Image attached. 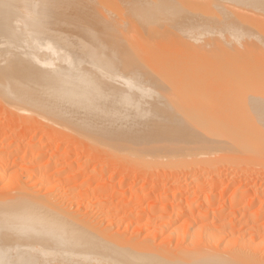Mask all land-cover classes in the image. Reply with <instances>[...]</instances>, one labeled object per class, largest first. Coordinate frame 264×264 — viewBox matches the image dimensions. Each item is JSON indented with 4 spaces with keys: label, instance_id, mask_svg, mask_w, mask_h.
Masks as SVG:
<instances>
[{
    "label": "bare ground",
    "instance_id": "1",
    "mask_svg": "<svg viewBox=\"0 0 264 264\" xmlns=\"http://www.w3.org/2000/svg\"><path fill=\"white\" fill-rule=\"evenodd\" d=\"M259 96L264 0H0V264H264Z\"/></svg>",
    "mask_w": 264,
    "mask_h": 264
},
{
    "label": "rangeland",
    "instance_id": "2",
    "mask_svg": "<svg viewBox=\"0 0 264 264\" xmlns=\"http://www.w3.org/2000/svg\"><path fill=\"white\" fill-rule=\"evenodd\" d=\"M260 98H254V97H233V98H221V100L219 101L221 104H223V103H225V102H228V101H233V102H242V103H250V102H253L254 103V105L253 106H251V107H247V109H249V110H253V109H259V110H263L264 111V96H259ZM254 98V99H253ZM256 101H258V103L256 102ZM260 101V102H259ZM83 148H85L86 149V147H83ZM81 149V150H80ZM79 150H78V154L76 153V154H74L73 156H70L71 157V160H75L76 158H77V156L79 155V153H80V157H81V154L82 153H86V151L88 150H85V149H82V148H80ZM85 151V152H84ZM82 152V153H81ZM76 157V158H75ZM93 169L94 170H96V164H92V166H91V170L93 171ZM90 170V171H91ZM106 176H107V174H106ZM236 183L238 184V182L236 181L235 182V184H233V186L230 188V191H232L233 189H234V187H236ZM142 183H140L139 182V185L138 186H140ZM225 196H223L221 199H220V201H219V203L221 202V203H223L222 202V200L223 201H226L227 199H228V197L226 196L225 198H224ZM249 197H251V196H248L246 199H249ZM244 202L246 203V200H244V201H242V204L244 205ZM148 203V202H147ZM147 205V204H146ZM257 207V208H256ZM256 207H253V208H256V209H258V206H256ZM255 209V210H256ZM253 211V210H252ZM238 214H234L232 217L233 218H236V216H237ZM242 218L241 216H238L237 218Z\"/></svg>",
    "mask_w": 264,
    "mask_h": 264
}]
</instances>
